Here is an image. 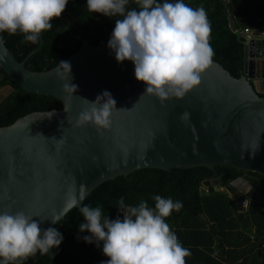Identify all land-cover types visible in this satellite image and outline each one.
I'll return each instance as SVG.
<instances>
[{"label": "water", "instance_id": "obj_1", "mask_svg": "<svg viewBox=\"0 0 264 264\" xmlns=\"http://www.w3.org/2000/svg\"><path fill=\"white\" fill-rule=\"evenodd\" d=\"M75 38L81 45L63 60L71 65L64 80L56 75L59 64L28 69L0 41V69L24 91L52 96L63 105L0 127V211L47 218L39 225L43 230L64 218L72 191L82 206L102 182L144 168L230 166L264 176V35L239 36L244 44L240 76L212 60L183 98L164 101L142 95L145 85L135 79L132 62L118 63L107 43L91 44L79 34ZM64 83L77 85V91L63 92ZM105 90L117 109L127 110L114 113L107 130L77 127L76 116L87 106L81 97L93 101ZM215 191L231 195L240 212L250 201L264 200L241 177L228 186L217 178L202 182L201 194Z\"/></svg>", "mask_w": 264, "mask_h": 264}, {"label": "clouds", "instance_id": "obj_2", "mask_svg": "<svg viewBox=\"0 0 264 264\" xmlns=\"http://www.w3.org/2000/svg\"><path fill=\"white\" fill-rule=\"evenodd\" d=\"M69 0H0V41L3 33L23 35L24 42L38 44L42 32L51 29L52 18L60 17ZM137 7L129 9L130 0H85L91 13L114 20L107 47L120 63L131 61L134 77L144 83V94L161 101L183 98L200 83L201 74L212 63L211 24L203 7L193 8L184 0H131ZM244 35V34H240ZM245 36V35H244ZM56 75L70 77L71 65L59 61ZM62 91L72 95L77 85L62 84ZM78 113L75 125H92L97 131L112 125L116 101L107 90L89 101ZM188 113L182 114L187 118ZM154 207L141 200L136 206H126L124 198L117 201L122 214L110 219L102 206H80L72 191L65 201V211L77 207L84 221L78 228L87 231L82 239L101 248L107 260L100 264H186L191 251L179 241L166 222L179 212L183 203L172 197L153 195ZM24 211H0V264H23L37 253L50 254L58 248L63 236L56 227L41 229L47 218L34 219ZM52 223H56L51 219Z\"/></svg>", "mask_w": 264, "mask_h": 264}, {"label": "trees", "instance_id": "obj_3", "mask_svg": "<svg viewBox=\"0 0 264 264\" xmlns=\"http://www.w3.org/2000/svg\"><path fill=\"white\" fill-rule=\"evenodd\" d=\"M193 7H203L211 24L210 44L213 61L220 63L233 76L241 75L243 47L239 36L245 28L264 29V0H184ZM137 7L134 2L127 6ZM88 11L85 0H69L61 16L52 18V27L41 33L38 44L21 43L23 35L3 33V40L14 56L28 69L48 70L76 52L81 43L76 34L91 44L107 43L114 20ZM10 86L12 91L0 103V127L34 111L61 109L62 102L52 96L26 92L0 69V87ZM264 97V94H261ZM228 171L229 178L245 175L259 195L264 196V176L257 172L242 171L230 166H216ZM212 170L204 166L164 171L144 168L126 176H117L98 185L82 205L102 206L105 215L115 219L122 214L116 207L120 197L126 206H136L141 200L154 207L153 195L172 197L183 203L179 212H173L166 222L185 248L191 251L186 264H264V200L250 201L247 210L240 212L234 198L225 191L200 193L201 182ZM226 179V178H225ZM223 179L222 183H226ZM223 185V184H222ZM84 221L79 208L68 211L56 227L63 240L51 255L29 257L23 264H100L107 260L101 248L86 243L79 231ZM216 243V244H215ZM217 248H213V246ZM227 245V248H225ZM205 248L207 252L202 250ZM240 248L241 252L235 250ZM221 249L222 252H213ZM225 251V252H223ZM235 251V252H234Z\"/></svg>", "mask_w": 264, "mask_h": 264}, {"label": "flooded vegetation", "instance_id": "obj_4", "mask_svg": "<svg viewBox=\"0 0 264 264\" xmlns=\"http://www.w3.org/2000/svg\"><path fill=\"white\" fill-rule=\"evenodd\" d=\"M240 177L243 178L244 180H246L248 183L252 184V182L250 181V179L248 177H246L245 175L237 176L236 178L231 179V178H229V172L228 171H218L216 168L214 170H212V173L210 175H208V176L206 175L205 178L202 180V182L204 180H206V179L217 178L220 181L221 185L223 184L222 186H228L234 180H236L237 178H240ZM223 179L226 180V183L225 184L222 183L223 182ZM202 182H201V187H202ZM245 185H247V184H245ZM252 187L254 188V185L253 184H252ZM254 191H256L255 188H254Z\"/></svg>", "mask_w": 264, "mask_h": 264}, {"label": "rangeland", "instance_id": "obj_5", "mask_svg": "<svg viewBox=\"0 0 264 264\" xmlns=\"http://www.w3.org/2000/svg\"><path fill=\"white\" fill-rule=\"evenodd\" d=\"M258 31V30H256ZM255 30L252 32L249 30V33L246 34L245 31L242 32L241 34H244L245 36H249V38H253L255 36L261 35L262 33L256 32ZM12 87L10 86H4V87H0V103L2 102V100L4 99V97L9 94L12 91ZM229 195V194H228ZM231 196V195H229ZM232 197V196H231Z\"/></svg>", "mask_w": 264, "mask_h": 264}, {"label": "crops", "instance_id": "obj_6", "mask_svg": "<svg viewBox=\"0 0 264 264\" xmlns=\"http://www.w3.org/2000/svg\"><path fill=\"white\" fill-rule=\"evenodd\" d=\"M251 31L253 32L254 30H251ZM255 31H256V30H255ZM256 32L262 33L261 35H264V29H262V30H258V31H256ZM261 35H258V36H261ZM215 244H216V243H215ZM215 244H214L213 248H214V247L217 248V247L215 246ZM225 248H227V245H225ZM201 249L204 250L205 252H207V250H206L205 248H201ZM213 250H215V251H213V252H222L221 249H219V250L213 249ZM235 251H236V252H241V249L238 248V249H236ZM235 251H234V252H235ZM223 252H225V251H223Z\"/></svg>", "mask_w": 264, "mask_h": 264}, {"label": "built area", "instance_id": "obj_7", "mask_svg": "<svg viewBox=\"0 0 264 264\" xmlns=\"http://www.w3.org/2000/svg\"><path fill=\"white\" fill-rule=\"evenodd\" d=\"M249 30H250V29L245 28V29L243 30V32L245 31V33L248 34V33H249ZM250 31H251V30H250ZM247 36H248V35H247ZM248 37H249V36H248Z\"/></svg>", "mask_w": 264, "mask_h": 264}]
</instances>
